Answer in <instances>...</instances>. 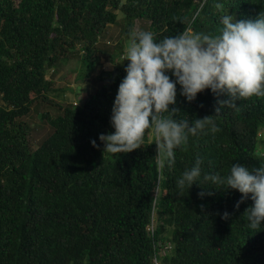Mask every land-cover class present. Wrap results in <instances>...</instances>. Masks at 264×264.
Instances as JSON below:
<instances>
[{"label": "trees", "instance_id": "trees-1", "mask_svg": "<svg viewBox=\"0 0 264 264\" xmlns=\"http://www.w3.org/2000/svg\"><path fill=\"white\" fill-rule=\"evenodd\" d=\"M228 13L255 20L264 0H0V264H264V222L249 229L245 215L253 201L236 208L239 192L203 180L227 176L235 164L264 167V97L217 115L226 96L205 90L188 102L177 85L175 118L214 116L220 131L190 135L164 179L151 132L127 154L104 152L99 141L114 131L110 117L129 63L117 60L131 32L151 31L157 41L189 27L218 35ZM136 22L147 26L135 30ZM115 25L123 38L111 51L98 47ZM61 65L65 84L73 77L98 85L81 106L50 97L63 94L49 78ZM40 106L57 113L40 114L51 134L33 146L26 120ZM197 159L199 183L180 187ZM166 242L172 248L160 256Z\"/></svg>", "mask_w": 264, "mask_h": 264}, {"label": "clouds", "instance_id": "clouds-1", "mask_svg": "<svg viewBox=\"0 0 264 264\" xmlns=\"http://www.w3.org/2000/svg\"><path fill=\"white\" fill-rule=\"evenodd\" d=\"M216 7L222 5L218 3ZM219 22L222 30L218 35L197 32L191 27L159 41L151 31L130 33L124 58L129 63L110 117L114 131L99 135L104 152L114 156L131 153L145 145V134L151 132L156 144L158 179H164L165 169L175 164L176 150L188 143L190 135L206 134V129L212 133L220 131L214 116L195 121L175 118L180 111L175 107L170 110V106L177 103V85L188 102L205 90L226 96L227 99L218 101L217 115L225 108L236 109L242 99L264 97V14L255 20L238 21L228 13L221 15ZM92 145L97 147L95 140ZM201 163L197 159L191 168L185 169L177 184L190 189L199 183ZM203 180L239 192L241 200L236 208L250 198L253 206L245 212L247 226H262L264 167L249 170L235 164L227 176L209 173L203 175ZM228 216L225 212L223 218Z\"/></svg>", "mask_w": 264, "mask_h": 264}, {"label": "rangeland", "instance_id": "rangeland-1", "mask_svg": "<svg viewBox=\"0 0 264 264\" xmlns=\"http://www.w3.org/2000/svg\"><path fill=\"white\" fill-rule=\"evenodd\" d=\"M118 19H120L119 16H118ZM140 26H147V24L143 22H136L135 30H137ZM120 31H121L120 27L116 25L110 27L108 30L107 37L103 40V42L100 41V43L98 44V47L107 48L111 51L114 47H116L119 40L123 38L120 34ZM122 42L129 44L130 40L128 41L124 40ZM101 43L105 45L101 46L102 45ZM101 59H102L101 62L103 63V69L105 70L113 69L114 65L109 62L106 56H101ZM126 61L127 60L122 61L120 59V60H117V63L119 64V66H121ZM64 67H65L64 65H61L60 68L56 70V72L52 73L49 76V78L53 79L55 90L63 88L64 89L63 94L62 93L60 94L58 91H55L54 93H52V96L50 97L53 99L55 103L62 105V106L66 104H77L81 106L83 99L86 97V95L84 94H88L87 92L90 93V91L95 90L96 88H98V85L94 83L92 78H90L89 82L87 83L89 84L88 87L90 89L87 91V84L86 83L82 84L81 81L73 82V77H72L70 84H65L59 79L61 75L63 74V70H65L63 69ZM92 77H94V75ZM37 109L38 110L32 111L26 120L29 123V126L31 127V132H32L31 136L33 137V144H34L33 146H37L41 140H43L45 137L51 134V129L46 123H44L40 119V114L43 113V111H48L51 115H55L57 113L56 108L53 109L49 107L44 110L40 106Z\"/></svg>", "mask_w": 264, "mask_h": 264}, {"label": "built area", "instance_id": "built-area-1", "mask_svg": "<svg viewBox=\"0 0 264 264\" xmlns=\"http://www.w3.org/2000/svg\"><path fill=\"white\" fill-rule=\"evenodd\" d=\"M171 248H172V245H171L170 242H166L163 245L160 244V247H159L160 256H165ZM156 261H158V260L154 258V260H153L154 264H155ZM159 264H160V262H159Z\"/></svg>", "mask_w": 264, "mask_h": 264}]
</instances>
